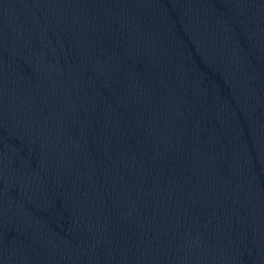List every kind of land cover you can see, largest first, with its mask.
<instances>
[{
  "label": "water",
  "instance_id": "obj_1",
  "mask_svg": "<svg viewBox=\"0 0 264 264\" xmlns=\"http://www.w3.org/2000/svg\"><path fill=\"white\" fill-rule=\"evenodd\" d=\"M0 264H264V0H0Z\"/></svg>",
  "mask_w": 264,
  "mask_h": 264
}]
</instances>
